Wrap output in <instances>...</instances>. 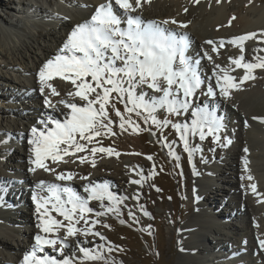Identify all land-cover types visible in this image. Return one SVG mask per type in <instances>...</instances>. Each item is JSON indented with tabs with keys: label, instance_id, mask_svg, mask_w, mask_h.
Returning <instances> with one entry per match:
<instances>
[{
	"label": "rangeland",
	"instance_id": "rangeland-1",
	"mask_svg": "<svg viewBox=\"0 0 264 264\" xmlns=\"http://www.w3.org/2000/svg\"><path fill=\"white\" fill-rule=\"evenodd\" d=\"M15 1L19 3V1L22 2L23 0ZM15 1L0 0L1 25H3V20H12L17 22L18 16H15L9 7L11 5H15ZM50 1V5L45 4L43 5L45 7L42 8V10L47 12L50 16V18L47 19L44 16H38L39 13L34 14L35 12L32 11L34 8L29 6V4L32 3L34 6L41 8L40 6L42 4V0H25L26 4H24V10L22 13L20 12V14H17L23 18H27L26 22L20 23L22 28H24V31L22 29L17 32L14 30L15 34H12L9 38V44L4 47V50H1L2 48L0 47V173L8 174V178L11 180L8 185L9 188L6 189L5 187L2 188L0 186V191H2V193L5 192V194L8 192L10 200L12 202L15 200V204L18 203L17 206L24 209V212L28 211L29 208H32L33 203H36L33 200L34 195L38 197L49 195L46 189L41 190L37 186H33L31 182H26L24 179L26 173L31 175L33 173L28 171V169L32 167L29 161L25 162L23 160L24 151H29L32 154V145L28 143V140L32 138L31 129L33 127H37L42 130L43 126L39 124V121L41 119H47L49 116L46 112H41V106L43 105L42 102L44 103V100L41 94L36 95L38 87L33 88V84H35V73L30 72L27 68H24L27 65L33 66L35 62L43 63L48 59L53 58L56 54H58V50L66 41H60L59 43L55 42V38H53L51 34H48V29H51V27L53 28L54 25L51 23L52 25L47 24V26L45 24L47 20L53 19L54 21L57 20V22H59V15L68 19L72 18L71 20H74L72 14L75 13L77 6H82L81 8L84 9L85 13L91 16L90 2H92V0H90V2L89 0ZM100 1L105 3V0ZM209 1L216 2L217 0ZM228 1L232 6V11L239 13V15L240 11L242 12L241 15H245V13L247 14L252 8L256 7L255 5L264 3L263 0ZM93 2L94 3H92V5L94 4L96 6V2L94 0ZM84 5H87V7H84ZM235 7H237V9ZM233 17H235V15L232 16V18ZM32 33H34L35 36L31 39ZM23 34H25V36ZM27 34L28 36H26ZM25 42L30 45L31 50L25 48ZM189 42L191 43L193 41L189 39ZM247 43L250 45V42H246L245 54L248 53L247 47L249 45ZM46 45L55 47L53 49L54 52L44 55L43 53L45 50H43L42 47ZM14 49H18L16 52L19 55L17 56L18 58L14 57L13 59L12 57L15 52ZM250 51H252L251 47ZM219 52L225 53V47L219 49ZM213 57L216 64H221V66L225 69L229 67V63H227L225 59H222L220 54L218 56L215 54ZM199 59L201 60V63H199L200 70L202 69L204 72L205 70L207 71V69H209L208 62L205 63V58L203 56ZM13 61H17L15 63L16 67L13 64ZM41 66L42 64L39 68ZM231 72L233 73L235 71ZM234 74V76L237 77L234 82H238L239 88H242L240 89L242 92L249 90L253 84L256 86L258 84L260 88L264 86L262 85L264 83V70L257 69L254 72L255 79L246 80L242 84L239 83L238 75L236 73ZM240 77H242V75ZM11 78H13L14 81H12ZM56 79L62 84L63 81H61L59 77ZM201 79L204 81V84L201 86V89H197L196 91L195 101H197V103L194 104L193 107L207 106L210 111L216 112L221 110L222 112L219 116L223 118L224 127L219 133L220 142L223 144L226 139H230L232 141L233 138L238 136L242 130L240 128V114L234 111H225V107L222 106L223 108H221L220 104L216 105V108L209 106L207 103H211L215 99L202 95L201 91H206L207 84L209 83L214 86V89L215 85L212 82L211 77L208 75L204 78L201 77ZM252 81L253 83H251ZM52 84L57 88L58 85L55 84L54 81H52ZM139 92L146 93L147 98L161 95V93H156L146 86L138 88L137 93ZM96 107L99 106L97 105ZM129 107H131V105H129ZM107 108L110 109V119L113 121V124L110 125V127L114 135L108 134L105 140L102 142L99 141V143L96 141L90 144H87L86 142V144L88 149H91L94 146L98 148L105 147L113 149V152L111 154H98L95 159L100 163H116L117 165L127 164L126 159L120 160L118 157V154L121 151L116 150V148L107 143L108 139H114L116 141L120 140L121 134H127L129 137H136L139 133L141 138L147 143V148L145 149L144 145L137 141L141 151L136 153L131 151L132 153L130 152L129 155L135 165H133L131 159L127 160H130L129 163L132 165L129 164L131 166H129L125 174L134 176H131L133 180H138L140 183L135 184L129 181V187L121 193L112 192L113 195L118 198H129L124 200L123 203L118 206L120 208L118 215L108 213L107 216L100 218L103 224H107L109 227H104L102 224L95 225V231L102 233L105 238L104 240H101L99 237L95 236L97 238L95 244H110L114 249L111 253L104 251L106 259L96 260L97 263L217 264V262H226V264H264V260H262L264 259V256L259 255L254 249L253 239L249 236V230L245 227L246 223L243 219L242 206L239 201L240 193L238 190L231 192V194L229 193L227 196H225V193L218 196L219 202L226 203L230 211H237V215L230 217L229 219L222 217L224 219L219 218L215 220L213 218V209L209 208L207 210L208 212H206L207 214H204L202 218L199 217L200 212H205L202 200L198 196L199 193L205 194V186L207 185L205 183L211 182L213 188L217 185H223L215 181V173L212 171L216 168L217 164H221V159H223V156L227 153L229 145H227V147L218 146L214 143L211 135H207L204 141H200L198 136H190L189 145L193 148L190 156L189 152L185 151L183 143L179 140L180 134L173 127L166 126L161 129L151 124V118H149L148 123H145L144 115L146 114L137 116L135 113H128L125 111V105L123 103H117L116 108L120 110L122 115L125 117V120H131V124H126L129 128L131 127V130L137 132L136 135H134L126 128L124 130L120 128V118L116 116L111 104H109ZM55 110L56 116L53 114L50 115L62 120L63 116L61 115V110ZM156 117L158 120H163L166 118V112L158 111L156 113ZM3 118L10 119L11 122L9 123V120L3 121ZM167 118L171 119L173 122L183 124H190L193 119L190 113L187 117L181 116L176 118L173 116ZM106 122L107 121H105V123ZM15 128H17L16 132L13 131ZM19 128L22 129L21 133H18ZM102 135L104 136L100 137H105L103 130ZM11 152H14L18 158L10 160L9 155ZM76 155L83 156L79 153ZM140 157L146 160L147 165L138 163V159ZM148 157H151L152 159L149 160ZM64 159L69 160L70 157L65 156ZM87 160L89 162L81 164V166L91 162L89 159ZM46 163L50 167H65L66 165L72 164L70 162L69 164L60 163L59 165H53L51 161ZM76 163L80 164L78 160ZM25 165L27 166L26 170L24 169ZM141 165H144V170L141 168ZM109 170L111 171L112 169H108V171ZM45 173L52 176V178H56L57 172ZM208 175H210V177ZM213 178L214 180H212ZM56 185H59L61 188L64 187L62 184ZM201 185L204 186L200 187ZM212 187L211 189L213 190ZM137 194H139L138 201L131 198ZM22 195L28 196V199L30 198V202L25 203L24 197H22V201H20V203L19 201L17 202V196L19 198V196ZM141 198H143V200H141ZM227 200L229 201L228 203ZM30 203L32 206H29ZM204 204L207 207V203ZM226 205L221 206L220 209L222 208V210H228L225 208L227 207ZM8 206L11 212H14L12 209H15V206H12L11 204ZM91 208L95 211H100L101 205L97 206V202L94 200V204ZM129 209L135 213L138 223L134 222L129 217ZM17 215L18 213H16L15 216ZM211 217L213 219H211ZM52 218H54L53 214ZM90 218L95 219V216H91ZM200 219H202L201 224L203 226L206 225L212 226L214 229H222L220 231H216L218 233H211L205 230V228L204 230L202 229L203 231H200L199 235L206 239V243L204 244L201 239L198 240V236L197 239L194 238V231L192 227L190 229L191 223L196 220L200 221ZM121 221H124V223H121ZM229 223H236L242 229L234 230L229 227ZM35 224L38 225L39 223ZM0 227L2 229L0 234L2 235V232L7 230L9 232L7 238L14 243L16 247L18 244L24 245V248L27 249H29L30 245L34 246L33 243H35V235L27 236L23 234V230H28L29 227H32L30 223L15 225L13 223H9L8 221H0ZM78 227H82V225H78ZM17 230H21L22 233L20 232V234H16ZM15 235H17L16 238ZM59 235H64V230H61ZM107 236H109L110 241L107 239ZM217 237L222 240L220 242V244L222 243V249L218 247L220 244L217 241ZM193 240L196 241V243ZM193 242L203 249L202 253L197 252L194 249H187L188 244ZM210 245L215 249L214 251H211ZM91 247H93V245L90 246V248ZM57 248H59V245ZM210 251L212 253H209ZM75 255L77 260L81 259L78 252L75 253ZM228 257L229 259H227ZM22 258L23 255H21V259ZM0 260V264H21L16 263V256H14L12 252L5 250L2 246H0ZM87 262L89 263L92 261H85L84 264H87Z\"/></svg>",
	"mask_w": 264,
	"mask_h": 264
},
{
	"label": "snow or ice",
	"instance_id": "snow-or-ice-1",
	"mask_svg": "<svg viewBox=\"0 0 264 264\" xmlns=\"http://www.w3.org/2000/svg\"><path fill=\"white\" fill-rule=\"evenodd\" d=\"M146 2L150 3V0ZM194 2L198 3L199 0ZM140 7L141 0H134V3L131 0H105V3L95 7L88 20L72 27L58 54L39 68L37 73L39 92L45 97V105L55 109L57 104H60L69 111L61 113L63 120L53 115L41 119L39 124L43 126L42 130L37 127L31 129L32 138L28 143L32 145V157L29 159L32 167L28 171L34 173L37 169H42L45 172H55V168L46 163L49 160L53 165L76 163L77 160L80 164L87 163L89 161L86 156L76 155L86 151H90L93 157L97 152L111 154L113 152L111 148L87 147L95 137L102 135V130L105 135H114L110 127L113 121L107 110L109 104L120 118L122 130L125 129L126 123L132 122L125 120L120 110L116 108L117 103H123L128 113H135L137 116L146 114L145 123L151 118V124L161 129L166 126L173 127L180 134L179 140L190 156L193 151L189 145L190 136H198L200 141H204L207 135H211L214 143L220 147L231 144L230 139H226L223 144L220 142L219 133L224 127L222 117L215 111H210L207 106L193 107L196 91L201 89L204 81L198 72L200 59L187 55L190 47L187 34H177L174 30L163 27V24H168L169 21L162 24L155 21L145 22L140 16H133L132 13ZM122 13L124 19L121 18ZM171 23L176 21L173 20ZM122 24H126V27H122ZM257 39L256 33H247L227 41L239 52L238 56H229V63L236 69H243L244 74L239 78L241 84L246 80L255 79L254 72L257 69L264 70V48L252 49L255 53V62L246 61L244 56L245 43ZM258 42L264 43V33ZM205 43L211 48L210 51L203 52L202 56L214 65L215 88H218L219 92L217 93L214 86L209 83L206 91L202 90L201 94L213 99L217 95L228 99L230 90L239 88V84L234 83L237 78L229 75L228 71L220 64H216L213 59V54L218 56L219 49L225 47V41L217 43L208 40ZM57 77L71 84L73 90H69L66 95L72 100H60L54 104L49 98L60 95L52 84ZM142 86L161 95L147 98L146 93H137V89ZM76 98L84 104L81 106L72 102ZM97 105L99 107H96ZM158 111L166 112V118L158 120L156 117ZM189 113L193 117L190 124L176 123L167 118L187 117ZM253 119L264 123V117ZM80 141H86L87 144ZM244 151L247 152V149ZM65 156L70 159L65 160ZM91 163L95 167V161ZM72 179L74 176L70 172L56 173V180ZM80 179L87 180L88 177L81 176ZM248 179L251 180L252 177L249 176ZM131 183L139 184L140 181L133 180ZM37 187L41 190L46 189L49 194L33 196L40 221L37 227L45 235H35V244L24 254L22 264H84L85 261L105 260L104 251L111 253L114 250L110 244H93V247L87 248L83 246L84 242L79 240V237L92 235L104 240L103 234L95 231V225L109 227L103 224L100 218L107 216L108 213L118 215L120 212L118 206L129 197L118 198L109 191L107 185L100 184L86 185L83 189L87 193L86 197L79 195L70 187L61 188L56 184H47L43 180L39 181ZM250 187L255 194L257 186L252 184ZM131 198L138 201L139 194ZM94 200L100 202V211L89 207V202ZM105 201L108 203L105 204ZM52 212H56L63 219L52 218ZM93 215L95 219L90 218ZM128 215L138 223L131 209L128 210ZM64 221H67V224ZM81 222L83 226L78 227ZM61 230H64L63 236L59 235ZM69 238H75V248L69 242ZM259 243L264 249V240H260ZM46 249H51L59 255L45 254ZM65 249L69 250L70 255H63ZM77 252L81 257L79 260L75 255Z\"/></svg>",
	"mask_w": 264,
	"mask_h": 264
},
{
	"label": "bare ground",
	"instance_id": "bare-ground-1",
	"mask_svg": "<svg viewBox=\"0 0 264 264\" xmlns=\"http://www.w3.org/2000/svg\"><path fill=\"white\" fill-rule=\"evenodd\" d=\"M94 1L96 2V6H98L101 3H104V2H101L100 0H94ZM131 2L134 3V0H131ZM92 3H94L93 0L92 2H90L91 15L93 14L94 9L96 7L94 4L93 6ZM14 4L15 5H11L9 7H10V10L13 11L14 15L18 16L17 22H14L12 20H5V21L3 20V25L0 24V47L2 48L1 50H4V47L7 44H9V41H10L9 38L11 37L12 34H15L14 30H16V32L18 30L20 31V29L24 31V28H22L20 23L27 21V18H23L22 16L17 15V14H20V12L22 13V11L24 10L25 8L24 4H26L25 0H23L22 2L19 1V3L15 1ZM45 4L50 5L51 1L42 0V4L40 6L41 8H39L38 6L37 7L34 6L32 3H30L29 6L31 8H34L32 10L33 12H35L34 14L39 13L41 15L38 14V16H44L45 18L48 19L50 18L49 14L47 12H44V10H42V8L45 7L43 5ZM255 6L256 7L252 8L250 12H248L247 14L245 13V15L244 14L241 15L242 12L240 11V15H239V13H235L232 11V6L230 5V2L228 0H220L219 3L217 1L213 2L209 0H199L198 3L194 2V0H150V3H149V2H146V0H141V7L138 8L136 12L132 13V15L140 16L145 22L155 21L157 23L162 24L164 21H169L168 24H163V27L172 29L177 34H181V35L187 34L188 39L193 41L191 43L189 42L190 47L187 52V55L193 58H201L203 52L210 51L211 46L205 43L206 41L212 40L218 43L219 41L224 40L225 41V53L219 52V54H220V57L222 59H225L227 63H229V56L235 57L239 55L238 49L235 46L228 44L227 41H229L233 37H236L242 34L256 33L257 38H258L257 41H253V40L247 41V42H250V45L247 43L249 45L247 47L248 53L246 54L244 53L246 61L255 62L254 61L255 53L250 51V47L252 49L264 47V43L258 42L259 39L262 37V33H264V3L260 5H255ZM81 7L82 6H77L75 13L72 14V16L74 17V20H71L72 18L68 19V18L63 17L62 15H59L58 17H63L65 19L59 18L60 19L59 22H57V20L54 21L53 19H49L45 22L46 25L53 23L54 26L53 28L51 27V29L50 28L48 29V34H51L52 37L55 38L56 43H59L60 41H65L67 34L70 32V30L72 29L74 25L83 23L84 21L90 18V15H87L84 9ZM235 8L237 9V7ZM185 9H187V11H185ZM234 15H235V19H232V16ZM121 18L124 19L123 13L121 14ZM173 20L176 21V23H171V21ZM183 25H186V27H184ZM121 26L126 27V24H122ZM23 35L25 36V34ZM26 36H28V34ZM34 36L35 34L32 33L31 39ZM245 46L246 45H244V47ZM52 47L49 45L42 47V49L45 50L43 54L46 55V54H49L50 52H54L53 49L55 47L53 48ZM25 48L30 49V45L26 44V42H25ZM16 50L18 49H14L15 52L12 57L13 59L14 57H17L19 55L17 54ZM214 55L215 54H213V56ZM16 62L13 61V64L15 65V67H16V64H15ZM206 62H208L209 64L208 65L209 69H207V71L205 70L204 72L202 69L200 70V67H198V72L200 74V77L204 78L207 75L211 77V80L215 85L216 81H215V75H214V66L212 65V62L207 60V58H205V63ZM43 63L35 62L34 63L35 66L27 65L24 68V69L27 68L30 72H34L36 75L35 84H33V88L38 87L36 95L41 94L39 92L40 85L38 82L37 73L39 70V66ZM228 65L229 67L226 68V70L228 71V74L234 76L235 75L234 73H236L239 78L241 75L243 76L244 74L243 69H236L235 66L230 65V63ZM231 71H235V72L232 73ZM11 80L14 81L13 78H11ZM53 81L55 84L58 85L57 90L60 92V95L59 96H49L51 101L54 104H57V102L60 100H72V98L66 95V93L69 90H73L71 84L66 81H63L61 84V82H59L56 78ZM251 83H253V81ZM262 85H264V83ZM263 88L264 86L260 88L258 84L257 86L253 84L251 88L245 92H242L240 90L242 89L241 87L238 89L233 88L230 90V98L224 99L220 97L219 95H217V97L215 98L213 102L207 103L212 108H216V105L220 104L221 108L225 107V111H229V112L234 111L236 113H239L240 114L239 118L241 119L240 128L242 130L241 131L239 130L240 133L238 136H235L234 138L232 137L233 140L231 141V144H229L227 148V153L223 156V159H221L222 160L221 164H217L216 168L213 169L212 171L213 173H215V176H214L215 181L223 185L222 186L217 185L213 188L211 182H206L205 184L207 185L205 186L206 187L205 194L199 193L198 196L202 200L203 207H205V212L199 213L200 218H202L204 214H207L206 213L208 212L207 210L211 208L213 209V212H214L213 218L215 220L222 218V217L229 219L230 217L237 215V211H234V210L230 211L226 203L219 202L218 196H220L222 193H225V196H227L229 193L231 194V192L238 190V192L240 193L239 201L242 206L243 219H244V222L246 223L245 227L247 230H249V236L253 239L254 249L258 252L259 255L264 256V249L261 248L260 243H259L260 240H264V123H261L257 119H253L254 117H264V89ZM215 89L218 93L219 89L218 88H215ZM41 96L43 100H45V97L42 94ZM72 102H75L81 106L84 104V102L80 101L79 98H76ZM196 103L197 101H195L194 104ZM42 104H41L42 105L41 112L44 111L49 115L53 114L56 116L55 109L61 110V113L62 112L67 113L69 111V109L64 108V106L60 104H57V107L55 109L47 107L46 105H44L43 102ZM107 110H108L109 117H110L111 116L110 109L107 108ZM221 112H222L221 110H218L216 113L217 115H221ZM8 120L10 123L11 122L10 119L3 118V121H8ZM246 122H247V126H246ZM125 128L131 131L134 135H136L137 132L131 130L130 129L131 127L129 128L127 124H125ZM13 131L16 132L17 128L13 129ZM21 131L22 129L19 128L18 133H21ZM101 136H104V135H101ZM106 136L107 135H105V137L94 138L91 143H94L96 141L102 142L105 140ZM120 136H121L120 140L116 141L114 139L113 140L108 139L107 143L111 145L112 147L116 148V150L121 151L119 152L118 157L120 160L126 159L127 164L117 165L116 163L115 164L114 163H103V162L100 163L95 159V157L98 154H103L102 152H97L95 156L93 157L90 151L89 152L86 151V152H82L79 154L86 156L87 159H89L90 161L94 160L95 167L92 166L91 162L83 166L77 163L75 164L72 163L70 165H66L65 167L53 166L55 168V172L57 173L59 172L72 173L74 176V179L72 180H64V181L56 180V178H52V176L47 175L42 169H37L36 172L32 173V175L26 173V176L24 177V179L26 180V182H31L33 186H37L39 181L41 180L45 181L47 184H62L64 187L65 186L70 187L73 189V191L85 197L87 196V193H85L83 189L86 185H89V186L96 185V184L107 185L109 188V191L121 193L122 191H124L125 189L129 187L128 183L129 181H132L133 180L132 177H134L132 175L131 177L130 175L125 174L129 166L132 165L131 163H129L130 160L127 161L128 159H131V157L129 156L130 152L134 151L136 153L138 151L139 152L141 151L140 150L141 148L139 147L137 141L141 142L144 145L145 149L147 148V143L141 138L139 133L136 135V137H129L127 134H121ZM77 139H79V137H77ZM80 142L86 143V141H80ZM245 148L247 149V152L244 151ZM142 151H145V150H142ZM31 157H32V154L29 151H24L23 160L25 162L29 161V158ZM15 158H18V157L15 155L14 152H11L9 155V159L12 160ZM245 160L247 161V164H245ZM49 161H46V162H49ZM131 162L133 163V165H135L132 159H131ZM138 163L147 165L146 160L141 157L138 159ZM144 165H141V168L143 170H144ZM26 168L27 166L25 165L24 169L26 170ZM108 169H112V170L108 171ZM81 176H86L88 177V179L87 180L80 179ZM208 176L210 177V175ZM249 176L252 177L251 180L248 179ZM214 178L212 180H214ZM10 181L11 180L10 178H8V174L0 173V186L2 188L5 187L6 189H8L9 188L8 185L10 184ZM252 184H255L257 186L255 194L252 192L251 187H250V185ZM202 186L204 185H201L200 187ZM211 187L213 188V190L211 189ZM22 197L25 198L24 200L25 203L30 202V198L28 199V196L26 195L19 196V198L17 196V199H18L17 202L19 201L20 203V201H22ZM141 200H143V198H141ZM228 200H227V203L229 202ZM13 201L14 202L10 200V196L8 195V192L7 194H5V192L2 193V191H0V221H8L9 223H13L15 225H19L21 223H25V224L30 223L32 227H29L28 230L27 229L23 230V234L27 236H33L37 234H40L42 236L45 235L43 232H41V230L35 224V223L40 222L38 220L37 213H36V203L35 204L33 203V206L30 203L29 206L31 205L32 208H29L28 211L24 212L25 210L18 207L17 206L18 203L15 204V200ZM96 202H97V206L100 205V202L98 201ZM104 203L107 204L108 202L105 201ZM204 203H207V207L205 206ZM10 204L12 206H15V209H12L14 212H11L8 206ZM93 204H94V201H90L89 207H92ZM223 205H226L227 207L225 208H227L228 210H222V208L220 209V207ZM16 213H18L17 215L18 217L15 216ZM52 214L54 215V219H58V220L63 219L57 213L52 212L51 216ZM213 218L211 217V219ZM201 220L202 219H200V221L198 220L193 221L190 225V229L192 227L194 231V235H193L194 238L197 239L199 237L198 240L201 239V241L204 244L206 243L205 242L206 239H204L203 236L201 237V235H199L200 231H203L205 228V230L213 233L216 231H220L222 229L221 228L214 229L212 226H206V225H204L205 226L204 227L201 224ZM64 223L67 224V221H64ZM81 225L83 226V222H81ZM229 227L234 230L242 229L236 223H229ZM1 230L2 229L0 227V233H1ZM20 232L22 233L21 230L19 231L17 230L16 234H20ZM8 234L9 232L7 230H4L2 232V235L0 234V246H2L5 250L9 252H12V254L16 256V263L22 264L21 255L24 256L26 251H29L33 246L30 245L29 249H27V248H24L25 247L24 245L18 244L16 247V245L7 238ZM16 236L17 235H15V238ZM90 239L93 241H91ZM107 239L110 241L109 236H107ZM79 240L84 242V245H83L84 247L90 248V246L96 243L97 238L92 235H89L87 237L81 235L79 237ZM217 241L220 244L222 240H220V238L217 237ZM69 242L73 245V248H75L76 246L75 238H69ZM194 242L196 243V241ZM194 242L188 244L187 249H194L195 251L202 253L203 249L200 246H197V244H195ZM34 244L35 243H33V245ZM218 247L222 249V243L220 244V246L218 245ZM210 249L211 251L215 250L214 248H212V246ZM211 251L209 253H212ZM45 254L59 255L58 253L52 252V250H49V249H46ZM69 254H70L69 250L65 249L63 255L68 256ZM227 259H229V257ZM218 263L226 264V262L224 263L217 262V264ZM87 264H99V263H97V261L95 262L92 261L89 263L87 262Z\"/></svg>",
	"mask_w": 264,
	"mask_h": 264
}]
</instances>
